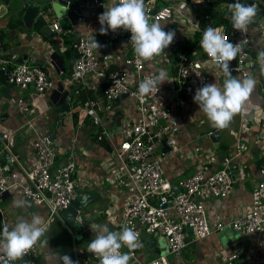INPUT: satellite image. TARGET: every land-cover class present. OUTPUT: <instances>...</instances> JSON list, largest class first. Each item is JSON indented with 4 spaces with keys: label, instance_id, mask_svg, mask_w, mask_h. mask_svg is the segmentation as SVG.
Wrapping results in <instances>:
<instances>
[{
    "label": "built area",
    "instance_id": "2783aa9c",
    "mask_svg": "<svg viewBox=\"0 0 264 264\" xmlns=\"http://www.w3.org/2000/svg\"><path fill=\"white\" fill-rule=\"evenodd\" d=\"M145 0V9L150 22H158L164 31H175L174 42L165 49L163 54L151 61H141L135 54L130 43V32L118 30L109 31L107 35H100L99 31H90L75 37L72 49L76 53L72 76H68L70 83L83 82L89 78L100 83L103 87V97L88 98L78 101L80 116L90 119L93 124L102 128L98 136L100 140L109 138L110 134L105 126L106 120L118 117L116 101L125 99L137 111V126L132 127L115 150L117 164L112 166L107 175L110 184L116 188H128L134 191L133 197L124 206L122 218L116 231L127 225L137 235V248L129 250L122 248L121 252L131 255L129 264H175L169 256H180L188 247V239L193 234L195 240H205L214 232L224 227L239 231L243 237L259 241L264 234V92L259 95L262 102H256L251 96L242 108L251 113H242V127L239 129L233 150L220 157L217 152L210 151L200 156L197 170L179 178L175 185L166 175L163 166V156L167 153H180L182 146L171 137V133L178 130L175 125L177 107L197 105L193 96L197 88L204 84L215 83L222 87L224 75L221 69L204 53L203 49L194 47L195 34L200 30L199 16L186 14L185 6L204 4V0L197 4L195 0ZM245 0H243L244 2ZM263 0H253L258 7ZM112 0H85L81 4L82 12L77 17V24H70L63 29L58 19L48 20L54 32L64 36L75 35L79 25L90 27L98 22V16L105 9L101 6ZM160 2L162 4H160ZM52 13L48 11L47 17ZM178 28L173 29V23ZM251 25L245 33L224 25L213 27L220 29L233 44L241 42L242 49L237 56L235 70L237 79L252 77L251 71L258 68V52L254 44ZM260 27L264 28L261 25ZM104 47L99 51L90 50L92 37ZM203 36V33H202ZM200 38V41L202 39ZM182 41V44H178ZM199 41V43H200ZM189 48V49H187ZM10 75L21 90L35 89L39 93L56 88L55 82L48 72L37 65L18 62L17 55L8 60H2L3 69L6 63H12ZM246 65V69H243ZM166 68V69H163ZM165 74V81L159 85V91L139 99L137 96L139 83L146 77L160 71ZM78 93V91H77ZM127 95L122 98L123 95ZM21 113L27 117L23 125L34 132V158L29 169L23 167L18 157L12 152L5 137H0L2 152L10 157V163L3 162L0 152V218L1 224H7L9 229L18 222L17 213L2 205L7 195L20 196L26 202L37 207H45L49 214L43 219L46 225L50 217L57 216L64 222L61 213L68 208L79 196V191L89 186L100 185L103 177L90 173L83 163L78 162L77 148L71 149L69 158L58 167H54L59 155V148L50 134L42 131L40 114L28 104L24 98L19 99ZM248 114V115H245ZM257 116L260 121L255 122ZM252 122H250V121ZM134 123L136 121H133ZM254 123L250 127L248 124ZM243 124L248 127H243ZM217 129L208 133L210 134ZM0 132H3L0 127ZM258 133V134H257ZM253 136H257V145H261V159L259 160V178L254 181L251 190V202L242 212L233 217L213 219L210 214L209 201H222L229 197L237 179H243L246 165L240 159L246 153ZM158 145L163 146L161 154H155ZM215 148L214 144L211 145ZM20 167L18 170L13 167ZM110 167V166H109ZM108 167V168H109ZM237 169L236 179L233 171ZM19 171V172H18ZM105 177V178H106ZM83 222L82 211L76 218ZM65 224V222H64ZM66 225V224H65ZM74 243L76 234L66 225ZM191 227V231L187 228ZM84 235L94 238L90 225L81 228ZM165 235L168 240L169 252L160 254L152 259H142L139 252L144 247L145 235ZM43 250L38 243L25 257L26 261L38 258ZM239 251L227 256L224 264H233L240 260ZM75 261L79 264H99L94 254H77ZM31 263V262H30ZM181 264H189L182 262Z\"/></svg>",
    "mask_w": 264,
    "mask_h": 264
},
{
    "label": "crops",
    "instance_id": "0c3cea01",
    "mask_svg": "<svg viewBox=\"0 0 264 264\" xmlns=\"http://www.w3.org/2000/svg\"><path fill=\"white\" fill-rule=\"evenodd\" d=\"M2 3L3 1L0 0V5ZM53 19L57 18L52 12L48 16V20ZM10 22H13L15 26L12 27ZM71 24L73 25L74 23L72 22ZM40 28L41 25L28 29L22 21V18L13 16L12 9H9L4 16L0 17V66H2V60H8L13 55H17L18 62L37 65L45 69L56 85V88L52 90L39 93L33 88L21 90L16 84L12 85L11 82L6 84L7 78L5 76L0 77V127L6 135L5 142H9L12 152L18 157L21 165L29 169L34 158L33 141L35 137L33 130L23 127L27 121V117L20 111L19 99L24 98L40 114L39 125L42 131L52 135L53 139L55 137L59 139V145H56L60 153L55 161L54 167L56 168L66 162L70 156L71 149L75 146L77 148L76 158L78 162L83 163L91 174L103 177L102 184L89 186L85 190H82V193L90 191L96 192V197L84 206V208L88 206L86 213H83L84 221L88 225L93 222L102 225L106 224L110 231H116L122 218L123 208L133 197L134 191L128 188H116L112 186L105 172L108 173V170L117 164L114 152L121 140L126 137L132 127L134 128L138 125L137 111L125 99L116 101L115 106L117 112H119V116L106 120L105 126L108 129L110 137L105 138L104 140L106 142L104 143L100 142L99 138V140L96 138V133L99 131L98 126L93 123H83L82 117V122L74 125L71 115H69V119L66 121L67 114L62 120L60 128H58V121L60 120L58 116L59 110L53 102V98L57 97L58 92L62 89L68 90L72 98L71 101H74L77 100V91L81 88L97 90L100 85L99 82L89 77L83 82L70 83L67 80V73L71 68L74 69L76 59V53L72 49L73 39L82 33H86L88 29L90 31H98L100 24L95 22L87 28L85 25H79L76 29L77 33L73 36H64L63 34L54 32L52 37H48L40 32ZM250 28L253 33L255 47L261 49L264 47V28L252 25ZM5 65L7 69L14 67L13 62L6 63ZM251 74L257 83L250 96L256 102H262L263 100L259 99V95H262L264 92V74L261 73L259 67H254ZM220 88H223V86ZM74 111L72 110L71 113ZM242 113H248L249 115H245L253 119L250 116V111L242 108L234 117L230 127L221 130L222 137L220 143H223L225 136L227 141L224 143L228 144L230 150L233 149L239 129L242 127ZM133 121L136 122L134 123ZM258 121H260L259 116H257L255 122ZM174 123L179 128L171 137L182 146L181 152L188 149V153L192 157L191 152L196 143L198 145H203L202 143L209 146L213 145L208 133L217 128L211 126L205 114L199 111L198 105H190L185 108L177 107ZM251 125H254V123L248 124L249 127ZM248 126L243 124V127ZM62 127L70 128L71 130L65 134ZM55 134H59L60 136H55ZM256 138L257 136L252 137L246 153L240 159L246 165L245 177L236 180L228 198L222 201H215L214 199L209 201L210 214L213 219L236 216L242 212L244 207L249 206L254 181L259 178V160L261 159V145H257ZM0 152L3 153L1 145ZM6 156L9 155L4 152L2 158L4 159ZM173 156L175 155H170L171 160L174 159ZM175 162L176 164H174ZM174 163L163 162V165L166 175L176 185L179 178L188 176L197 170L200 164V157L196 152V157L192 158V162L187 165L179 160L174 161ZM18 168L20 167H13L15 170H18ZM14 200L24 199L17 195L15 197L7 195L4 201L6 204L4 205L11 207L16 213L18 207L14 206ZM43 208L45 207L39 208L33 205L32 209H36L35 211L23 210L22 212L20 211L22 208H18V220L23 218L21 214H25L28 220L31 219L33 214L38 215L43 220L46 217L42 215ZM219 231L214 232L211 236L215 235L217 237L216 234ZM86 234L88 233H85L84 237ZM241 237V240L236 241L235 245L229 243L233 250L228 251H235L234 253L240 251L242 253V258L239 260L240 264H264V234L259 241ZM148 238L149 236L145 235L143 247L145 250L139 252V257L142 259H152L161 254L158 245L150 248ZM217 238L219 239V237ZM191 244H195L194 251L197 253L196 259L194 260L195 264H206L207 262L209 264H224L227 259L226 257L222 261L213 262L208 256V253L211 251L208 248L211 247L210 245L203 243L202 240L197 241L194 238L191 239L189 245ZM205 244L207 245L206 247ZM184 262L189 263L188 258ZM61 263L59 261L54 262V264Z\"/></svg>",
    "mask_w": 264,
    "mask_h": 264
},
{
    "label": "clouds",
    "instance_id": "9594fccd",
    "mask_svg": "<svg viewBox=\"0 0 264 264\" xmlns=\"http://www.w3.org/2000/svg\"><path fill=\"white\" fill-rule=\"evenodd\" d=\"M197 4L202 0H195ZM105 10L99 14V34L107 35L109 31L118 30L130 32V43L135 56L141 61H151L163 54L165 49L174 42L175 31H164L158 22H150L145 9V0H112L111 3L101 5ZM230 13L231 25L234 30L245 33L255 22L258 6L255 3L245 4L240 0L227 5ZM104 47L93 36L90 40V50ZM204 53L221 69L224 75L223 88L215 83L204 84L195 90L193 102L207 117L212 127L223 130L230 127L234 117L241 111L255 89L257 81L248 76L237 79L231 74L230 62L234 61L242 49V43L233 44L220 29L206 27L200 41ZM257 61L264 74V50L258 52ZM165 81V74L161 70L157 74L146 77L139 83L137 96L143 99L155 91ZM24 200H14L15 207L26 206ZM42 220L33 214L30 220L20 219L14 227L9 229L7 224L0 228V264H30L25 257L39 243L41 247H48L46 227L41 226ZM94 238L87 245V252L94 254L99 264H129L131 255L121 252L122 248L133 250L137 248V235L132 228L123 226L120 231H110L106 224H89ZM43 238V239H42ZM62 264H79L69 255L60 257Z\"/></svg>",
    "mask_w": 264,
    "mask_h": 264
},
{
    "label": "rangeland",
    "instance_id": "374dc122",
    "mask_svg": "<svg viewBox=\"0 0 264 264\" xmlns=\"http://www.w3.org/2000/svg\"><path fill=\"white\" fill-rule=\"evenodd\" d=\"M160 4H162V3L160 2ZM186 5H187V6H185L186 14H189L192 16H199L201 18L204 15L209 14V13L215 14V16L213 17V22L215 25H218V26H220L221 23L215 17L225 16L228 13V8L225 5L217 7L215 9H213V8H211L205 4H199L197 6H194V5H189L187 3ZM217 15H219V16H217ZM163 69H166V68H163ZM192 106H194V105H192ZM66 119H67L66 121H68L69 115L66 117ZM203 120L205 121V119H203ZM199 122H200V120H199ZM62 129H63L65 134H67V131L69 132V130H71L70 128H66V127H62ZM175 132L176 131H174L171 134L173 135ZM55 136H60V135L55 134ZM53 140L57 145H59L58 137H55V139H53ZM226 141L227 140L225 139V136H224L223 143ZM202 144L203 145H198L196 143L193 151L191 152L192 157L190 156V153H188V151H189L188 149L185 150L184 152H180V153L169 152L165 156H163V162L164 163L168 162L170 164H173L174 161L179 160L180 162L183 161V163L185 165H187L188 163L192 162V158L196 157V152H197V155L200 157V156H202V155H204L210 151L219 152V153H221V151H222L221 148H219V147L213 148L212 146L204 145V143H202ZM162 152H163V146L158 145L157 149L155 151V154L156 155L161 154ZM187 153H188V156H187ZM170 155H175V156H173L174 159L171 160ZM186 156H187V158H186ZM176 157H178V158H176ZM174 164H176V162ZM4 204H6V203L5 202L2 203L1 206L4 207ZM32 207H33V205H31L27 202L26 206L19 207L20 209L22 208L21 210L20 209L19 210L21 212L23 210L35 211L36 209H32ZM39 208H41V207H39ZM42 210H43L42 215L46 216L45 217V220H46L49 212L45 208H43ZM87 210H88V206L83 209L82 214L86 213ZM17 212H19L18 208H17L16 213ZM21 216H23V219L28 220L25 217L26 216L25 214H23V215L21 214ZM15 217L18 220V215ZM43 223H44V220H42V224ZM45 227H46L47 231H46V236L44 238L49 239L48 247H41L43 250L42 254L38 258H34V259L30 260V262H31L30 264H54V262H56V261L61 262L60 257L62 255H69L72 259L74 257H76L77 254H80L83 256L84 255L90 256L91 253L87 252V245H88V243L91 242V240L93 238L90 237L88 234H86L84 239L80 240L79 242L77 241V243H79V247L77 248L76 247L77 243H74L70 231L68 230V228L66 227L64 222H62L57 216L50 217V219L46 223ZM0 228H2L1 218H0ZM216 235H217V237H219L220 240L215 235L211 236L205 240H202L203 243H206V244L211 246V247H208L211 250L208 253V256L213 262L222 261L227 256L233 254L235 251H228V250H233V248H231L230 244L235 245L236 241H239L242 238L241 237L242 235L239 231H236L230 227H226V228L221 229ZM191 239H193L192 233H191L190 238L187 240L189 244H190ZM167 243H168V241L166 240L165 237H162L159 240L158 247H159V250L161 251V254H166L169 252V246ZM206 244H205V247L207 246ZM194 249H195V244H191L183 250V253L180 256L176 257L175 255L171 254L169 256V258L175 264H181L184 260H186V258H188L189 264H195L194 260L196 259L197 253H196V251H194ZM144 250L145 249H142V251H144ZM25 261H26V259H25ZM18 264H24V262H18ZM203 264H205V263H203ZM206 264H209V263L207 262ZM233 264H240V261L235 260V261H233Z\"/></svg>",
    "mask_w": 264,
    "mask_h": 264
},
{
    "label": "water",
    "instance_id": "95a60500",
    "mask_svg": "<svg viewBox=\"0 0 264 264\" xmlns=\"http://www.w3.org/2000/svg\"><path fill=\"white\" fill-rule=\"evenodd\" d=\"M3 3L0 5V17L4 16L9 9L13 10V16L16 18H22V21L25 23V26L28 29L34 28V26H40V32L48 37H52L54 35V31L49 25L47 12L52 10L58 19L61 27L63 29H67L70 24L73 22L77 24V17L81 14L82 8L81 4L85 0H2ZM243 3L252 4L253 0H245ZM259 12L262 16L261 25L264 27V1H261L259 4ZM229 27L232 28L231 20L229 19ZM173 29L178 28V23L175 22L172 25ZM178 44H182V41H178ZM237 66V59L230 62V68H234ZM243 69H246V65H243ZM231 74L234 76L236 71L231 70ZM5 76L7 78L6 84L9 82L15 84L12 76L10 75V69H3L0 66V77ZM127 95H123L122 98H125ZM71 96L69 95L68 90H60L57 94V97L53 98V102L58 107L59 113L58 116L60 120L58 121V128L61 126V122L63 118L71 113L72 110H76L78 107V101H71ZM5 133L0 132V137H4ZM51 137H53L51 135ZM222 137V131L220 129L215 130L209 136L211 142L214 144L216 148L219 147L220 141ZM1 143V142H0ZM4 162L10 163V157L6 156L3 159ZM238 170L235 169L233 171L234 178L236 179V175ZM96 197L95 191H90L86 193H81L79 191L78 198L65 210L62 211L61 216L65 222V224L76 234V240L79 242L84 237V233L81 228H85L87 226V222H80L76 218L79 213L83 210L84 206L88 204L90 200ZM192 228L188 227L187 231H191ZM165 237V235H155L153 237H149L147 240L150 242V248H153L158 245L159 240ZM76 247H79V243H77Z\"/></svg>",
    "mask_w": 264,
    "mask_h": 264
},
{
    "label": "trees",
    "instance_id": "16d2710c",
    "mask_svg": "<svg viewBox=\"0 0 264 264\" xmlns=\"http://www.w3.org/2000/svg\"><path fill=\"white\" fill-rule=\"evenodd\" d=\"M264 1V0H263ZM235 0H204V4L205 5H208L209 7L215 9L217 7H220L222 5H225L227 6L228 4L230 3H234ZM241 3H243V0H240ZM162 3H166L165 1L162 0ZM215 16V14H206L204 15L203 17H199V27H200V30L198 32H196L195 34V44H194V47L199 49L200 48V38L202 36V33L204 32V30L206 29V27L208 26H211V27H218V25H215L214 22H213V17ZM219 16V15H217ZM217 18L221 25H224L226 27H229V19H230V13L228 12L227 15L225 16H219V17H215ZM262 19V16L260 14V12L258 11L257 13V16H256V19H255V22L253 24H251L252 26H260V21ZM19 22H21V20H19ZM10 25L12 27L15 26V24L13 22H10ZM220 25V26H221ZM189 49V48H187ZM190 50V49H189ZM73 74V68H71L69 70V72L67 73L68 76H72ZM103 85L102 86H99L97 88V90H93L92 88L91 89H80L78 90V93H77V101L81 102V101H84L88 98H97V97H103ZM68 115H71V117L73 118V124L74 125H77L79 123L82 122V118L79 114V111L78 109H76L73 113L71 114H68ZM87 123V124H91L92 121L90 119H83V123ZM99 131L96 133V138L98 139V136L100 135V132L102 131V128L101 127H98ZM99 140V139H98ZM100 142L104 143L106 142V140H99ZM219 148H221V153L217 152L219 154L220 157L222 156H225L227 154H229L233 149H229V146L228 144H225V143H220L219 144ZM73 260H75V257L73 258Z\"/></svg>",
    "mask_w": 264,
    "mask_h": 264
}]
</instances>
